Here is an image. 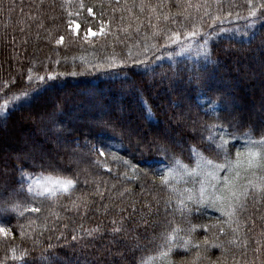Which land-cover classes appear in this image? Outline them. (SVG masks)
<instances>
[{"label": "trees", "instance_id": "16d2710c", "mask_svg": "<svg viewBox=\"0 0 264 264\" xmlns=\"http://www.w3.org/2000/svg\"><path fill=\"white\" fill-rule=\"evenodd\" d=\"M0 264H264V0H0Z\"/></svg>", "mask_w": 264, "mask_h": 264}, {"label": "rangeland", "instance_id": "374dc122", "mask_svg": "<svg viewBox=\"0 0 264 264\" xmlns=\"http://www.w3.org/2000/svg\"><path fill=\"white\" fill-rule=\"evenodd\" d=\"M97 33L91 32V35H96ZM261 71V69H259ZM86 91V90H85ZM22 185L25 188L32 187H43L46 191H60L66 189L67 185L63 182H48L45 184L41 178L35 177L30 174H22L21 181Z\"/></svg>", "mask_w": 264, "mask_h": 264}]
</instances>
